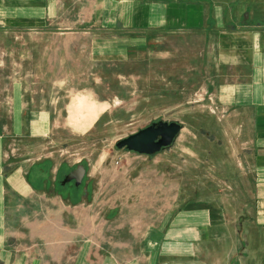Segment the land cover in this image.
<instances>
[{
  "label": "rangeland",
  "instance_id": "rangeland-1",
  "mask_svg": "<svg viewBox=\"0 0 264 264\" xmlns=\"http://www.w3.org/2000/svg\"><path fill=\"white\" fill-rule=\"evenodd\" d=\"M109 1L56 0L41 26L16 23L11 8L0 11L10 16L0 23V115L11 130L20 83L25 133L10 138L6 151L26 168L40 162L50 169L41 191H34L48 198L40 199L45 208L37 219L47 222L48 210L57 226L73 229L74 242L86 239L91 249L101 246V254L125 260L138 252L120 243L142 240L145 229L164 224L167 214L188 201L249 194L250 179L234 169L224 135L213 139L226 124L216 121L220 111L207 93L171 89L158 79L150 86V66L128 56L116 59L117 31L100 27L95 13L102 2L105 15L112 13ZM97 38L111 40L98 47ZM102 48L105 58L99 59ZM41 109L54 110L52 118H40ZM158 119L181 124L170 146L151 155L115 147L118 139ZM77 164L85 169L82 196L75 190L80 184L60 183ZM63 187L73 190L70 197L64 198ZM65 216L71 226L63 223Z\"/></svg>",
  "mask_w": 264,
  "mask_h": 264
},
{
  "label": "crops",
  "instance_id": "crops-1",
  "mask_svg": "<svg viewBox=\"0 0 264 264\" xmlns=\"http://www.w3.org/2000/svg\"><path fill=\"white\" fill-rule=\"evenodd\" d=\"M5 2L0 0V11L11 8L16 23L41 26L56 0ZM108 3L112 13L105 15L103 2L95 6V13L100 27L117 31L112 37L116 59L128 56L150 66V86L158 79L168 88L204 92L214 100L220 111L215 119L226 127L213 139L217 142L224 135L238 165L234 169L246 171L250 179L249 194L241 190L240 195L188 201L186 207L167 214L164 224L145 229L142 240L120 243L138 252L125 260L101 254V246L91 249L86 239L74 242L73 229L57 226L60 222L50 219V211L44 212L47 222L36 217L45 208L40 199L48 198L34 191H41L50 169L40 162L26 168L7 154L8 140L25 133L23 88L17 83L11 130L2 125L0 115V264H264V0ZM8 17L0 14V23ZM107 40L111 39L97 38L98 47ZM104 51L99 59L105 58ZM53 112L41 109L40 118H52ZM61 190L64 198L73 192ZM75 190L82 196L83 184ZM66 219L63 223L68 224Z\"/></svg>",
  "mask_w": 264,
  "mask_h": 264
},
{
  "label": "water",
  "instance_id": "water-1",
  "mask_svg": "<svg viewBox=\"0 0 264 264\" xmlns=\"http://www.w3.org/2000/svg\"><path fill=\"white\" fill-rule=\"evenodd\" d=\"M180 128L181 124L177 121L158 119L118 139L115 142V147L137 154L151 155L170 146ZM84 174L83 165L77 164L64 175L60 183L64 184L73 180V185L78 186Z\"/></svg>",
  "mask_w": 264,
  "mask_h": 264
},
{
  "label": "flooded vegetation",
  "instance_id": "flooded-vegetation-1",
  "mask_svg": "<svg viewBox=\"0 0 264 264\" xmlns=\"http://www.w3.org/2000/svg\"><path fill=\"white\" fill-rule=\"evenodd\" d=\"M69 171H70V170H69ZM66 173H67V172H66ZM66 173H65V174H66ZM65 174L62 175V178L64 177ZM82 180H83V178H82ZM71 181H73V180H70L69 182H71Z\"/></svg>",
  "mask_w": 264,
  "mask_h": 264
}]
</instances>
